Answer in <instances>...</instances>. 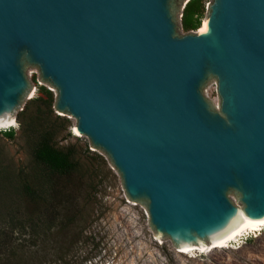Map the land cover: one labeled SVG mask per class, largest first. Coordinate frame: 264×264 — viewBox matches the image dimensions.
Returning a JSON list of instances; mask_svg holds the SVG:
<instances>
[{"label":"water","instance_id":"95a60500","mask_svg":"<svg viewBox=\"0 0 264 264\" xmlns=\"http://www.w3.org/2000/svg\"><path fill=\"white\" fill-rule=\"evenodd\" d=\"M188 1L0 0V121L34 66L179 248L264 218V0H211L207 29L179 34Z\"/></svg>","mask_w":264,"mask_h":264},{"label":"rangeland","instance_id":"374dc122","mask_svg":"<svg viewBox=\"0 0 264 264\" xmlns=\"http://www.w3.org/2000/svg\"><path fill=\"white\" fill-rule=\"evenodd\" d=\"M210 2L205 0L202 24L208 17ZM183 11L184 8L177 22L179 34L199 30L184 29ZM28 79L34 93L31 91L16 110L17 121L18 113L29 101L45 96L42 86L57 99L56 88L43 81L34 66L28 68ZM203 92L214 106L220 107L214 78ZM36 105L32 103V112ZM53 108L55 113L50 114L48 121L57 123V142L64 148L74 146L82 155V166L70 174L34 176L36 182H44L48 205L43 200L22 203L13 218L3 216L9 208L0 204V252L4 251L0 253V264H264V231L259 236L244 234L231 246L208 253L180 252L169 236L158 234L152 227L147 203L128 196L122 176L108 155L92 148L89 137L75 130L76 118L59 113L55 103ZM57 114L62 117L57 118ZM11 129L14 137L5 134ZM31 152L19 121L17 126L0 127V182H8L18 172L31 173ZM8 194L2 195L1 203L16 198L15 192ZM229 195L234 203L243 206L235 191ZM37 214L43 222L36 231L26 218ZM22 219L25 227L19 223ZM237 244L241 246L234 248Z\"/></svg>","mask_w":264,"mask_h":264},{"label":"trees","instance_id":"16d2710c","mask_svg":"<svg viewBox=\"0 0 264 264\" xmlns=\"http://www.w3.org/2000/svg\"><path fill=\"white\" fill-rule=\"evenodd\" d=\"M204 12L205 0H189L183 11L182 24L184 29L188 31L200 28ZM42 90L45 92V96H39L29 101L25 108L18 113L20 126L23 132H26L28 142H30L31 161L34 168L31 169V173L27 174L29 178L25 174L22 175V172H18L15 174L16 178L12 176L9 177L8 182H0V204L9 208L8 212L3 214L5 217L12 216L14 218V215H16L14 212H17V208L22 203L33 204L39 201L43 203L44 201L46 205L49 204L46 198L47 191L42 185L44 182H36L35 175L40 173L70 174L82 166V155L74 146L64 148L57 142V123L48 121L50 114L55 113L53 92L45 86H42ZM34 102L37 105L36 110L32 112L31 105ZM56 117L61 118L62 115L57 114ZM5 134L14 137L15 131L14 129L7 130ZM9 192H15L16 198L10 197L9 201L4 200L1 203L2 195H9ZM26 221H30L28 224L36 231L37 227L43 222L40 214L27 216ZM23 222V219L19 221L25 227L26 224Z\"/></svg>","mask_w":264,"mask_h":264},{"label":"bare ground","instance_id":"6f19581e","mask_svg":"<svg viewBox=\"0 0 264 264\" xmlns=\"http://www.w3.org/2000/svg\"><path fill=\"white\" fill-rule=\"evenodd\" d=\"M206 29H207V19L204 20L203 24L200 26L199 30L197 31H205ZM33 93L34 91H32V95ZM13 126H17V120L15 119L14 115L10 117L9 120L0 121L1 128H9ZM75 130L77 131L76 128ZM263 231H264V218L257 219V220L251 219V218H244L242 222L240 223V225L238 226V228L235 230V232L231 234L230 236L224 238L223 240L218 241L216 243H214L213 241L207 240L206 245L196 243L192 247L181 246L179 251L186 253V252L197 250V251L208 253L216 248H225V247L231 246V242L238 240V238L243 236L244 234H248L252 232L256 236H259L260 234H262ZM240 246L241 244L239 245L237 244L235 247L234 245L232 247L239 248Z\"/></svg>","mask_w":264,"mask_h":264}]
</instances>
